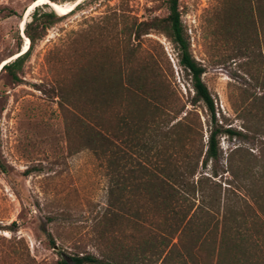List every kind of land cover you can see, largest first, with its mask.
<instances>
[{
  "label": "trees",
  "instance_id": "16d2710c",
  "mask_svg": "<svg viewBox=\"0 0 264 264\" xmlns=\"http://www.w3.org/2000/svg\"><path fill=\"white\" fill-rule=\"evenodd\" d=\"M229 1L220 18L227 31L233 28L238 55H243V33L256 22L248 7L254 4L262 17L264 0ZM165 3L161 16L118 15L116 57L105 62L84 47L74 48L75 60L56 80L69 151L91 150L104 168L107 187L103 209L89 231L49 264H264V152L252 154L237 145L221 162L219 137H238L251 128L218 123L214 98L202 79L204 65L190 50L179 0ZM47 7L33 8L16 35L18 56L0 68L14 82L36 41L61 17ZM151 30L172 42L193 90L190 108L174 95L158 59L138 51L141 36ZM21 36L28 39L23 52ZM197 106L205 111L206 139ZM256 131L264 136L261 125ZM7 242L5 264L15 258V264H38Z\"/></svg>",
  "mask_w": 264,
  "mask_h": 264
},
{
  "label": "rangeland",
  "instance_id": "374dc122",
  "mask_svg": "<svg viewBox=\"0 0 264 264\" xmlns=\"http://www.w3.org/2000/svg\"><path fill=\"white\" fill-rule=\"evenodd\" d=\"M47 1L81 6L59 13L47 2L46 9L61 17L36 41L20 80L14 82L0 73V163L4 167L0 166V264H5L7 240H12L16 251H27L38 264L51 263L59 251L73 249L79 235L89 231L103 209L104 168L87 148L69 151L65 116L54 90L64 68L75 60L73 49L84 47L110 62L119 53L118 15L146 19L167 12L165 0ZM229 2L179 0L190 50L204 65L202 79L214 98L218 123L223 128L242 130L243 123L251 128L238 137H219L221 162L237 145L252 154L264 152V136L256 131L258 125L264 130V16L254 4L248 7L256 22L249 32L244 31L246 42L241 45L245 54L238 55L233 28L227 31L220 18ZM32 5L31 0H0V68L17 55L16 35L21 33L24 19H30ZM9 10L13 13L7 14ZM25 38L21 36L22 50ZM139 44L140 53L158 59L174 95L190 108L187 100L193 90L172 42L151 30L141 36ZM196 110L206 139L205 111L200 106ZM193 119L198 129L195 115ZM13 261L17 263L18 258Z\"/></svg>",
  "mask_w": 264,
  "mask_h": 264
},
{
  "label": "bare ground",
  "instance_id": "6f19581e",
  "mask_svg": "<svg viewBox=\"0 0 264 264\" xmlns=\"http://www.w3.org/2000/svg\"><path fill=\"white\" fill-rule=\"evenodd\" d=\"M51 3V6L57 11V12H59V13H65L67 10H69V9H71L72 8V5H58V4H54V3H52V2H49V1H47V0H39V1H37V2H35V3H33V5H32V7L31 8H33V7H35L36 5H39V4H42V3ZM30 8V9H31ZM25 19H24V21L22 22V31H23V28H24V24H26L25 23ZM25 40H26V44H25V46H24V49L22 50V52L27 48V44H28V39L27 38H25Z\"/></svg>",
  "mask_w": 264,
  "mask_h": 264
},
{
  "label": "water",
  "instance_id": "95a60500",
  "mask_svg": "<svg viewBox=\"0 0 264 264\" xmlns=\"http://www.w3.org/2000/svg\"><path fill=\"white\" fill-rule=\"evenodd\" d=\"M76 5V3L75 4H73V6L72 7H74ZM23 31L21 30V33H22ZM21 51H22V49H21ZM20 54V53H19ZM16 56H18V54L17 55H15L13 58H15ZM11 60V59H10ZM42 229H45V227L44 226H42Z\"/></svg>",
  "mask_w": 264,
  "mask_h": 264
}]
</instances>
